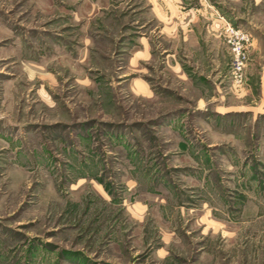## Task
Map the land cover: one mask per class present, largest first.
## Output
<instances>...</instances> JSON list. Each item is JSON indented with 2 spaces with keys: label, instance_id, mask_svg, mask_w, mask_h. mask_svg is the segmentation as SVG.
<instances>
[{
  "label": "rangeland",
  "instance_id": "1",
  "mask_svg": "<svg viewBox=\"0 0 264 264\" xmlns=\"http://www.w3.org/2000/svg\"><path fill=\"white\" fill-rule=\"evenodd\" d=\"M0 264H264V0H0Z\"/></svg>",
  "mask_w": 264,
  "mask_h": 264
}]
</instances>
